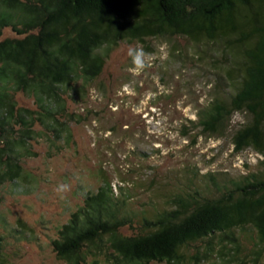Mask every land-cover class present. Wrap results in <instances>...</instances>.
I'll list each match as a JSON object with an SVG mask.
<instances>
[{
  "label": "trees",
  "instance_id": "obj_1",
  "mask_svg": "<svg viewBox=\"0 0 264 264\" xmlns=\"http://www.w3.org/2000/svg\"><path fill=\"white\" fill-rule=\"evenodd\" d=\"M151 39L212 67L213 94L191 128L230 134L235 152L260 160L235 176L186 167L183 181L153 189L138 209L130 190L104 178L57 227L53 253L64 264H264V0H0V188L32 177L23 158L33 141L52 133L59 150L70 140L67 102L84 97L114 47ZM238 114L245 120L232 123ZM16 226L0 234V264H10V237L29 239Z\"/></svg>",
  "mask_w": 264,
  "mask_h": 264
},
{
  "label": "rangeland",
  "instance_id": "obj_2",
  "mask_svg": "<svg viewBox=\"0 0 264 264\" xmlns=\"http://www.w3.org/2000/svg\"><path fill=\"white\" fill-rule=\"evenodd\" d=\"M13 36L9 30L3 33ZM176 42L179 48L186 45L182 38L172 44ZM133 47L150 54L142 71L134 70L127 54ZM170 47L163 39L147 40L146 45L118 44L84 97L68 100V113L73 115L67 122L70 140L64 136L59 150L50 147L52 133L32 142V154L23 158L32 177L24 184L0 188V215L5 221H0V234H5V227H17V220L29 229V239H8L10 264H64L51 246L56 229L82 205L84 191L96 190L104 178L115 192L130 190L135 197L132 207L138 209L149 201L153 189L183 181L186 167L200 174L225 171L235 176L245 173V166H257L260 156L250 149L235 152L230 134L207 136L191 128L189 120H195L213 94L215 76L208 63L196 66L190 58L172 57ZM16 100L33 107L24 94H17ZM244 120L238 114L232 123ZM61 183L69 185L67 192L55 191Z\"/></svg>",
  "mask_w": 264,
  "mask_h": 264
},
{
  "label": "clouds",
  "instance_id": "obj_3",
  "mask_svg": "<svg viewBox=\"0 0 264 264\" xmlns=\"http://www.w3.org/2000/svg\"><path fill=\"white\" fill-rule=\"evenodd\" d=\"M128 56L131 57L132 64L134 65V70L142 71L148 66V59L150 54L147 53L141 47H133L128 50ZM69 190V185L67 184H59L55 191L57 193H64Z\"/></svg>",
  "mask_w": 264,
  "mask_h": 264
}]
</instances>
